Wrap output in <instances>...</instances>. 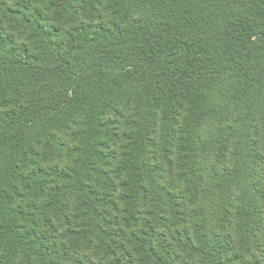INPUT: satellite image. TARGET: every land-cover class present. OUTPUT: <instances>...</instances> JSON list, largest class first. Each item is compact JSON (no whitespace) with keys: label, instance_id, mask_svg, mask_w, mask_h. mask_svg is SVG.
<instances>
[{"label":"trees","instance_id":"16d2710c","mask_svg":"<svg viewBox=\"0 0 264 264\" xmlns=\"http://www.w3.org/2000/svg\"><path fill=\"white\" fill-rule=\"evenodd\" d=\"M0 0V264H264V0Z\"/></svg>","mask_w":264,"mask_h":264},{"label":"rangeland","instance_id":"374dc122","mask_svg":"<svg viewBox=\"0 0 264 264\" xmlns=\"http://www.w3.org/2000/svg\"><path fill=\"white\" fill-rule=\"evenodd\" d=\"M10 3L9 4H12L11 2H13V0H8Z\"/></svg>","mask_w":264,"mask_h":264}]
</instances>
